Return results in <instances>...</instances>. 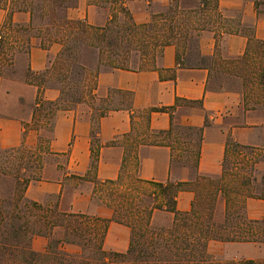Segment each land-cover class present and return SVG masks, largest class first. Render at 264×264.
<instances>
[{
  "label": "trees",
  "instance_id": "1",
  "mask_svg": "<svg viewBox=\"0 0 264 264\" xmlns=\"http://www.w3.org/2000/svg\"><path fill=\"white\" fill-rule=\"evenodd\" d=\"M79 0H0V8L8 11L4 23L6 32L0 34V76H5L4 66L14 67L18 55L29 58L33 40L49 50L60 44L62 51L43 72L27 69V82L39 88L32 129L49 125L58 112L73 110L86 97L94 100L97 79L105 71H146L156 68L166 46L177 48L180 66H191V57L200 56L199 38L209 29L211 14L218 13V0H199L192 8L181 5V0L164 13L154 15L151 22L139 25L134 21L125 4L134 0H90L94 5L111 9L112 16L103 27L90 25L87 21H73L67 16ZM258 0V8L264 5ZM28 13V26L15 25L13 15ZM227 33H232L227 29ZM84 54L91 57L90 64L83 62ZM210 68L208 87L212 90L238 89L243 94L246 110L264 108V42L250 38L245 54L234 60L214 59L207 63ZM87 66H90L89 68ZM60 92L56 101L43 98L45 90ZM122 96L119 106L98 109V119L110 111L131 110L133 95L115 91ZM113 102H110V104ZM188 104L201 107V102L177 100L176 105ZM173 108L151 109L144 112L149 129L151 114L172 113ZM30 126H25L29 129ZM190 141L172 139L159 133L155 139H134L126 144L123 170L133 161L137 172L138 149L141 145H165L176 153L172 161H184L188 167L193 163L195 177L188 183L148 182L135 178L134 191L145 194L147 187L153 191L155 204L151 208L134 209L130 201L131 188L124 189V176L117 181L100 183L96 180L99 146L92 147L90 174L96 182L95 193L107 192L101 203L114 210L112 220H104L85 214L64 213L58 206H43L26 198V190L32 181L40 180L44 154L49 153L48 144L40 143L36 151L25 147L0 151V186H6V194L0 192V264H209L208 244L218 240L230 243H264V219L250 220L246 214L249 199L264 200V176L259 165L264 164V148L241 145L228 139L226 153L219 177L198 175L203 130L181 129ZM94 140L96 130L92 133ZM196 138V142L194 139ZM115 145L116 143H112ZM195 195L191 211L177 210V197L181 191ZM225 201V219L221 224L214 221L216 203ZM155 210L174 214L171 229L154 230L151 226ZM129 227L132 231L130 246L126 253H107L104 242L110 222ZM56 230L63 232V239L52 240ZM49 240L47 250H32L34 237ZM64 244L78 245L83 253L70 256L62 252ZM110 257L122 260L112 261ZM240 264H264L246 261Z\"/></svg>",
  "mask_w": 264,
  "mask_h": 264
},
{
  "label": "crops",
  "instance_id": "2",
  "mask_svg": "<svg viewBox=\"0 0 264 264\" xmlns=\"http://www.w3.org/2000/svg\"><path fill=\"white\" fill-rule=\"evenodd\" d=\"M257 1L218 0V13L211 14L209 29L199 38L200 56L208 62L217 58L234 60L245 54L250 38L264 42V12L257 7ZM173 4L174 0H134L127 2L125 7L134 21L142 25L151 22L154 15L166 12ZM180 4L197 8L199 0H181ZM67 16L73 21H87L92 26L103 27L112 12L90 0H79L78 6L69 9ZM7 17L8 11L0 8L2 35L8 32L3 28ZM13 23L28 26L30 15L15 13ZM227 29L232 33H227ZM61 50L60 44L44 50L34 39L26 71L28 68L34 73L45 71ZM198 61L199 58L191 61V66L178 65L177 48L170 45L164 48L155 69L105 71L97 79L94 100L85 99L73 110L58 112L49 128L44 126L39 130L32 129L39 88L27 82L26 72L17 78L0 76V151L21 147L36 151L40 143L48 144L49 153L44 154L41 178L29 184L26 198L43 206L57 205L64 213L112 220L114 210L96 202L95 198L97 184L90 174L94 146H99L96 180L100 183L117 181L122 176L126 144L136 138L155 139L157 134H168L172 128V139L179 140L177 130H203L197 172L204 177L222 174L228 139L241 145L264 148V108L246 110L243 94L238 89H210L208 62L205 66ZM115 91L133 95L132 109L110 111L105 117L94 118L99 103L110 100ZM59 97L60 92L53 89H47L43 94L46 101H56ZM178 99L201 102L202 106L176 105ZM173 107L172 113L153 112L148 129L144 112ZM25 126L30 128L26 130ZM46 129L49 136L44 134ZM137 154L136 176L143 181L188 183L195 177L188 167L176 166L172 161L176 153L169 146L141 145ZM261 169L259 167L264 175V164ZM194 198L192 191H181L177 197V210L180 213L191 211ZM246 214L250 220L264 219V200H247ZM174 219V214L166 210L155 211L152 215V223L159 222L164 226H170ZM131 236L129 227L112 221L104 249L124 253L130 246ZM48 244L47 238L36 236L31 247L34 252L43 253ZM62 249L69 250L71 245L64 244Z\"/></svg>",
  "mask_w": 264,
  "mask_h": 264
},
{
  "label": "rangeland",
  "instance_id": "3",
  "mask_svg": "<svg viewBox=\"0 0 264 264\" xmlns=\"http://www.w3.org/2000/svg\"><path fill=\"white\" fill-rule=\"evenodd\" d=\"M262 2H264V0H262ZM260 10L261 12H264V5L260 7ZM195 59H196L195 57H191V61ZM90 60H91V57L89 56V54H84L83 62L89 65ZM27 62H28L27 55H24V54L18 55V57L16 58V65L14 67H10L8 65L4 66L5 76L8 78H17L18 76H20V74L22 75V73L26 72ZM87 67L89 68L90 66H87ZM89 99H90L89 97H86V101H88ZM122 100H123L122 96L113 93L110 100L102 101L99 103L96 112H94L93 114V117L94 118L98 117L99 108L104 107V108L110 109V108L119 106L120 101ZM110 102H113V103L110 104ZM182 105H186V104L183 103ZM49 125H47V128H49ZM176 133L180 135L179 138L183 142L185 141L188 142L191 140L189 139L190 137L186 134L184 130H177ZM44 134H46L47 136L50 135L47 129L44 130ZM47 136L46 137L42 136L41 138L47 139ZM194 140L195 141L193 142H196V138ZM262 165L263 164L259 165L260 169ZM176 166L178 168L188 167V165L184 161L177 162ZM192 166H193V163L188 168L191 170V172L194 173V169ZM261 171H259L260 175H262ZM123 176H124V180H123L124 189H126L125 186L128 188L129 187L131 188L130 201H132L135 204L134 209L136 210L144 209V208L149 209L152 206H154L155 197L151 195V192L153 191L151 187H147L144 192L145 194L140 195V196L137 195V193L134 191V187H132V184L134 185L135 183L134 181L136 178L135 165L133 161L128 163V165L126 166L123 172ZM6 191H7L6 186H0L1 194L5 195ZM106 194H107L106 191H104V193L99 192L98 194H96L95 196L96 202L101 203L102 199L106 200L107 198ZM224 208H225V201L223 198H220L219 201L216 203V209H215L214 218H213L216 224L217 223L221 224L224 222V219H225V209ZM155 211H158V210H155ZM173 224L174 222L170 226H164V225L159 224V222L158 224L152 223V220H151V226H152V229L154 230H159V229L168 230L173 227ZM61 239H63V232L60 230H56L52 236V240L55 241V240H61ZM68 245H71V244H68ZM61 250L63 253L68 254L70 256H80L83 253L82 248L78 245H71V249L69 250L68 249H61ZM106 252L112 253L109 251H106ZM208 253L210 256L209 264H240L242 262H246L250 260L255 261V262H263L264 261V243H230V242H222L218 240H213V241H210L208 244ZM110 259L112 261H118V262L122 260V258L120 257H112V258L110 257Z\"/></svg>",
  "mask_w": 264,
  "mask_h": 264
}]
</instances>
